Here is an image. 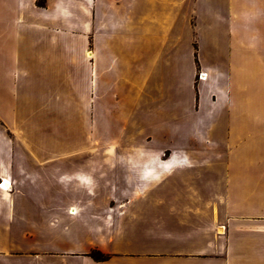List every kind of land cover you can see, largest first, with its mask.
Returning <instances> with one entry per match:
<instances>
[{
	"label": "crops",
	"instance_id": "0c3cea01",
	"mask_svg": "<svg viewBox=\"0 0 264 264\" xmlns=\"http://www.w3.org/2000/svg\"><path fill=\"white\" fill-rule=\"evenodd\" d=\"M1 180L0 264H264V0H0Z\"/></svg>",
	"mask_w": 264,
	"mask_h": 264
},
{
	"label": "trees",
	"instance_id": "16d2710c",
	"mask_svg": "<svg viewBox=\"0 0 264 264\" xmlns=\"http://www.w3.org/2000/svg\"><path fill=\"white\" fill-rule=\"evenodd\" d=\"M90 257L97 262L104 261L106 259V257L103 254L96 251L91 252Z\"/></svg>",
	"mask_w": 264,
	"mask_h": 264
},
{
	"label": "built area",
	"instance_id": "2783aa9c",
	"mask_svg": "<svg viewBox=\"0 0 264 264\" xmlns=\"http://www.w3.org/2000/svg\"><path fill=\"white\" fill-rule=\"evenodd\" d=\"M198 80L199 81L205 80L204 74H199L198 75ZM7 189H8V183H6L4 180H1V182H0V190L6 191Z\"/></svg>",
	"mask_w": 264,
	"mask_h": 264
},
{
	"label": "rangeland",
	"instance_id": "374dc122",
	"mask_svg": "<svg viewBox=\"0 0 264 264\" xmlns=\"http://www.w3.org/2000/svg\"><path fill=\"white\" fill-rule=\"evenodd\" d=\"M197 80H198V77H197ZM97 252V251H96ZM100 253V252H99ZM102 254V253H101ZM104 255V254H103ZM105 256V255H104ZM89 258L90 259H92L91 257H90V254H89ZM93 260V259H92ZM94 261V260H93ZM45 262H46V259L45 258H39V259H37V260H35L34 261V264H45ZM95 262H97V261H95ZM101 262V261H100Z\"/></svg>",
	"mask_w": 264,
	"mask_h": 264
},
{
	"label": "bare ground",
	"instance_id": "6f19581e",
	"mask_svg": "<svg viewBox=\"0 0 264 264\" xmlns=\"http://www.w3.org/2000/svg\"><path fill=\"white\" fill-rule=\"evenodd\" d=\"M89 56V54H87Z\"/></svg>",
	"mask_w": 264,
	"mask_h": 264
}]
</instances>
